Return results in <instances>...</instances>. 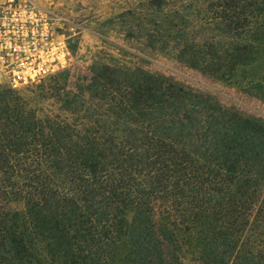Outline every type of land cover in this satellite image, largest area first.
I'll list each match as a JSON object with an SVG mask.
<instances>
[{"label":"trees","instance_id":"16d2710c","mask_svg":"<svg viewBox=\"0 0 264 264\" xmlns=\"http://www.w3.org/2000/svg\"><path fill=\"white\" fill-rule=\"evenodd\" d=\"M200 5L178 59L264 103V0ZM87 91L86 123L0 92V264H264V120L139 69Z\"/></svg>","mask_w":264,"mask_h":264},{"label":"rangeland","instance_id":"374dc122","mask_svg":"<svg viewBox=\"0 0 264 264\" xmlns=\"http://www.w3.org/2000/svg\"><path fill=\"white\" fill-rule=\"evenodd\" d=\"M34 1L47 7L57 18L55 33L65 42L70 60L63 71L49 77L60 76L54 81L47 78L16 89L0 79V92L12 91L28 99L39 115L72 123L76 119L77 122L83 121L80 119L85 108L94 114L97 101L89 95L87 86L95 68L109 66L162 75L214 97L225 107L264 120V103L260 100L178 59L180 47L174 35L178 28H185L187 34L197 29L193 26L198 20L202 0L198 6L195 0ZM195 32L200 35L196 40L200 41L204 31L199 29ZM54 83H60L64 92L76 95V103L72 107L77 113L71 114L63 109L60 97L46 91V87L54 86ZM15 206L21 207L20 203ZM168 208V204L156 202L153 217Z\"/></svg>","mask_w":264,"mask_h":264},{"label":"built area","instance_id":"2783aa9c","mask_svg":"<svg viewBox=\"0 0 264 264\" xmlns=\"http://www.w3.org/2000/svg\"><path fill=\"white\" fill-rule=\"evenodd\" d=\"M58 20L34 0H0V79L12 88L63 71L70 60Z\"/></svg>","mask_w":264,"mask_h":264}]
</instances>
